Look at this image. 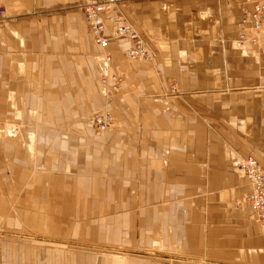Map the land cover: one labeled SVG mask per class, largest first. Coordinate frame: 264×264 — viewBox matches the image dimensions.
<instances>
[{
	"label": "crops",
	"instance_id": "1",
	"mask_svg": "<svg viewBox=\"0 0 264 264\" xmlns=\"http://www.w3.org/2000/svg\"><path fill=\"white\" fill-rule=\"evenodd\" d=\"M1 1L2 103L17 104L25 85L33 105L49 104L47 89L58 105L77 103L89 54L110 55L107 66L89 61L90 73L123 74L117 92L103 94L99 80L93 91L114 119L90 139L91 185L105 186L107 200L102 240L142 251L135 264H264V221L252 220L235 167L245 156L264 167V47L235 45L255 0H117L145 39L146 62L124 56V39L95 44L74 9L81 0ZM39 73L45 82L28 80Z\"/></svg>",
	"mask_w": 264,
	"mask_h": 264
},
{
	"label": "rangeland",
	"instance_id": "2",
	"mask_svg": "<svg viewBox=\"0 0 264 264\" xmlns=\"http://www.w3.org/2000/svg\"><path fill=\"white\" fill-rule=\"evenodd\" d=\"M95 55L82 63L83 96L75 104L58 105L56 90L47 89L49 104L33 105L26 85L18 90L17 104L0 101V264H135L139 257L132 255H142L102 240L107 200L101 194L105 186L91 185L96 151L90 139L113 127L94 134L86 122L95 110L106 111L93 94L98 80L104 85L102 77L88 71ZM41 77L28 80L34 84ZM72 129L80 136H69ZM97 148L99 159L105 157V148Z\"/></svg>",
	"mask_w": 264,
	"mask_h": 264
},
{
	"label": "built area",
	"instance_id": "3",
	"mask_svg": "<svg viewBox=\"0 0 264 264\" xmlns=\"http://www.w3.org/2000/svg\"><path fill=\"white\" fill-rule=\"evenodd\" d=\"M82 15L88 31L100 48H104L109 41L124 39L127 41L123 54L126 58L146 62L151 59L150 50L144 37L124 17L117 8V0H81L74 6ZM247 11V12H246ZM243 11L239 18V39L235 42L238 47L261 46L264 47V0H255L250 4L249 10ZM112 13L110 24L106 25L105 15ZM5 9L0 0V27L5 21ZM238 22V23H239ZM95 61L107 66L110 55L104 52L95 55ZM102 93L117 92L123 79L122 73L101 74ZM173 88V85H171ZM94 134H100L113 126L114 120L109 112L97 111L86 120ZM235 167L244 175L249 185V192L244 201L249 205L251 218L254 221H264V167L251 157L240 158Z\"/></svg>",
	"mask_w": 264,
	"mask_h": 264
}]
</instances>
